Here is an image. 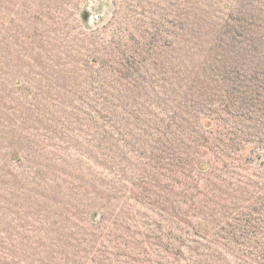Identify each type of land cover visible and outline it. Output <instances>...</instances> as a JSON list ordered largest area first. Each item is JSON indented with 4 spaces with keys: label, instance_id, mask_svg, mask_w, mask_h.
Instances as JSON below:
<instances>
[{
    "label": "rangeland",
    "instance_id": "rangeland-1",
    "mask_svg": "<svg viewBox=\"0 0 264 264\" xmlns=\"http://www.w3.org/2000/svg\"><path fill=\"white\" fill-rule=\"evenodd\" d=\"M0 264H264V0H0Z\"/></svg>",
    "mask_w": 264,
    "mask_h": 264
}]
</instances>
